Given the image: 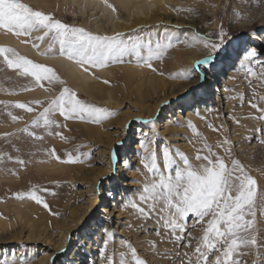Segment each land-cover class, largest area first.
Masks as SVG:
<instances>
[{
    "label": "rangeland",
    "instance_id": "obj_1",
    "mask_svg": "<svg viewBox=\"0 0 264 264\" xmlns=\"http://www.w3.org/2000/svg\"><path fill=\"white\" fill-rule=\"evenodd\" d=\"M21 2L24 3L22 0ZM60 3L56 0L52 1L50 6L24 4L30 6L34 11L51 15L69 27L83 28L97 35L110 36L122 33L105 34L94 31L88 27L91 20L104 22V18L93 14L88 15L87 21L84 22V17L77 15V9H67L65 4L66 7L60 8ZM110 5L115 9V16L127 19L128 15L122 8L113 2H110ZM160 16L162 18L168 16V22H160L157 25L139 24L135 29L140 31L123 32L125 40L139 36L143 42L152 40L153 47L155 42L168 43L169 37L171 38V46L163 51L160 58L148 61L153 65L155 71L148 68L143 62V57L147 55L143 45L140 49V57L129 53L117 62H109L104 67L88 66V71H84L79 65L83 73L86 72L93 76V82H99L104 87V90L95 98L76 88L64 75L63 70L48 61L47 56L60 54L58 42L50 46L47 37L36 40L37 36L42 35L36 30H32L30 35L18 36L14 32L0 28V46L11 48L20 57L52 68L59 78L58 82L51 85L47 81H41L43 85L41 87L35 83L34 78L20 76L14 70L8 69L3 63V57H0V101L12 102L7 108L4 104H0V154H2L0 156V220L4 222L2 225L0 224V260H7L9 264H21V261L23 264H43L47 255L44 245L54 246L53 241L63 234L60 230L61 227L76 223L78 218L85 213L78 227L83 231L89 230L87 227L91 223L90 220H95L101 213L107 218L106 216L109 215H105L102 209L106 205L102 204L99 198L96 199L100 201L99 203L91 205L92 199L100 194V186L107 190L106 177L99 178V181L88 193L80 191L82 186H89L92 183L95 173L98 172L95 168H99L101 164L113 159L116 149L126 144V141L130 145L127 156H131V161L122 159L123 175L112 181V189L118 190L123 198L124 207L119 217H115L118 212H114L108 217L110 221L103 220V223H107L103 225V228H100L99 232L90 230V233H93L95 237V241L91 242L92 247L89 255L90 258L94 257L93 264H106L101 253L105 239L108 240L105 251L108 255L113 256V264H119L121 258L134 264L131 258V248H135L137 255L145 260L146 264H181L183 253L192 251L191 248L184 246L189 239L188 233L197 239L202 235L201 226L195 224V219L190 214L184 221L186 225L185 240L173 242L169 238H164V229L158 228L155 218L143 219L131 207V202L139 203L135 198L142 191L144 176L149 175L140 163L144 152L140 148L139 141L147 139L150 142L149 147L155 150L157 164L161 171H165L162 156L164 149L170 150L178 164L182 165V160L186 157L195 166L199 163L195 159L196 153L198 150H203V145L206 143L229 166H231V160L235 159L255 180L257 174L264 175V119L260 118L264 116V113L259 111L264 108V101L259 99V96L264 95V88L259 86V81L254 76L247 74L249 67L258 74L261 67L260 62H264V58L258 60L259 57L256 56L253 60H244V67L238 66L240 74L233 77L232 84H228L225 80L227 70L224 63L231 56V66H235L242 58L239 53L243 52L247 42L254 40L257 44L261 41V33L264 31V0H247L246 3H242L241 0H165L164 13ZM104 24L105 26L110 25L107 22ZM221 29L226 33V38L222 48L219 51H214L211 65L196 66V70H202L209 78L210 90L213 89L215 83L217 84L214 94L218 100L214 102L208 98L204 102L206 111L198 113L200 119L198 122L181 114L186 111L189 104L193 105L199 97L198 94L193 95V92L198 89L197 87L190 88L189 94H192V97L187 105L185 95L168 100L167 104L161 103L162 100L158 99L157 94L150 91L147 84L136 88V83L140 81L141 77L137 74H130L123 68V66L136 65L140 68L143 67V75H146V78L152 74H158L170 80L178 79V76L187 69L184 63L188 56L186 53L189 52L188 49L193 48L205 56L209 51H212L205 48L202 43L192 41L191 37L199 34L206 36L209 40L220 42L218 34ZM5 37L31 45L34 53L20 52L2 41ZM33 44H36L37 47H33ZM201 82L202 78L200 77ZM63 87L75 91L77 97L82 101L104 109L105 118L95 121L85 115L83 118L77 116L65 119L60 116L59 112H55L51 114V118L57 122L56 124L47 129L44 127L30 129L35 131L37 136L32 137L19 132V129L30 124L31 120L47 106L48 100L55 98ZM222 88L225 89L223 92ZM43 90L45 91L44 95L41 94ZM254 92L256 93L255 99ZM108 93L113 98L112 104L102 98V96H108ZM184 100L185 102L178 104L179 101ZM17 101L22 103L40 101L41 103L30 105L36 111L28 112L25 109L12 106ZM249 101L255 102L257 108H251ZM158 103L159 109L162 108L161 118L158 119L157 116L160 113L159 110L152 117L146 120L142 119L143 116L139 114L141 107L154 108ZM169 104L172 116L179 112L180 108L181 119L186 127H181L180 130L175 129L173 132L163 129L162 125L170 111ZM9 111L18 119L13 121L8 116ZM145 121H151V123H145ZM140 122L143 125L140 127L143 131L136 139L137 137L132 135V126ZM125 123H127L126 126H124ZM254 130H257L258 133L255 134ZM5 134L13 135L6 136ZM107 134H111L110 138L105 137ZM100 136L101 138H99ZM111 139L116 140L111 141ZM225 139L229 143L218 147L223 144ZM137 144L138 147L135 148ZM225 148L230 152H226ZM53 149L55 156L51 154ZM177 153L182 155H176ZM202 154H206V150H203ZM250 159L256 160L252 163ZM18 160H23L24 163L20 164ZM60 165H80L81 172L75 175L76 178H72V180L65 177L62 170L60 171ZM174 171L173 167L165 174H174ZM45 189L47 191H44ZM32 190H39L38 194L49 205L48 209L35 203L27 196L17 198L14 195ZM257 191L264 194V181H257ZM15 201L21 204L28 202L29 206L36 207L37 210L30 213L31 218L34 221L45 220L47 222L49 242L43 243L42 236L33 238L29 236L30 228L23 225V220L19 221L14 215L12 206ZM257 219L260 222L259 226L264 228V217L260 216L259 210H257ZM105 229L111 235H108L104 231ZM75 231V229L70 230L66 235L68 243L66 251L69 255L72 253V250L69 252L70 247L76 243L72 240ZM257 235L260 255L257 256L255 253L249 255L247 249H242L245 254L238 257L242 264H253V260L264 259V231L258 232ZM192 243L195 244V239L192 240ZM128 245H131V248ZM61 254L60 251L54 255L51 254L48 264H56ZM89 256L88 253L85 254L80 261L81 264H87ZM12 257H15V260ZM213 258L214 255L210 257V259ZM69 260L67 258L66 262Z\"/></svg>",
    "mask_w": 264,
    "mask_h": 264
},
{
    "label": "snow or ice",
    "instance_id": "obj_2",
    "mask_svg": "<svg viewBox=\"0 0 264 264\" xmlns=\"http://www.w3.org/2000/svg\"><path fill=\"white\" fill-rule=\"evenodd\" d=\"M241 2L246 3L247 0H241ZM108 7H112V5L109 4ZM237 15L239 16L240 13L238 12ZM0 28L14 32L18 36L30 35L32 30L41 32L42 35L37 36L36 40L47 37L50 46L58 42L60 54L75 61L84 71H88V66L104 67L109 62H117L129 53L140 57L142 45L147 51L143 62L148 68L155 71L153 65L148 61L159 59L163 51L171 46L170 37L168 43L157 41L153 47L152 40L143 42L139 36L125 40L123 33H115L110 36L97 35L83 28L69 27L49 14L34 11L21 0H0ZM132 31L140 30L133 29ZM225 38L226 33L222 29L218 34L220 42L209 40L203 35H193L192 41L200 42L205 48L212 50L203 59L197 60L195 65L210 66L214 59V51H219L222 48ZM33 47H37V45L33 44ZM254 55V51H247L244 59H249ZM0 57H3V63L8 69L14 70L20 76L34 78L35 83L41 87L43 86L41 81H47L50 85L59 81L52 68L20 57L11 48L0 46ZM260 64L258 74L250 67L247 69V74L254 76L259 81V86L264 88V62H260ZM238 66L244 67L243 59ZM186 78L190 79L191 76L188 75ZM253 96L255 99V92ZM259 99L264 101V95L259 96ZM10 103L12 102L0 101V104H4L6 108ZM39 103L41 102L22 103L17 101L12 106L25 109L28 112H35V108L30 105ZM163 103L167 104L168 102ZM249 104L251 108H257L255 102L249 101ZM259 111L264 113V108ZM55 112H59L60 116L65 119L77 116L83 118L85 115L95 121L105 118L104 109L82 101L77 97L75 91L63 87L55 98L48 100L47 106L31 120L29 125L18 131L26 133L28 136H37V133L30 129L40 127L47 129L56 124L57 122L51 118V114ZM8 116L13 121L18 119L10 111ZM260 118L264 119V116ZM145 123H151V121H145ZM228 143L229 141L225 139L223 144L218 147H223ZM139 144L144 152L140 163L149 175L144 176L142 191L135 198L139 203L131 202V207L143 219L155 218L158 228L164 229V238H169L173 242L185 240L186 225L184 221L190 214L195 219V224L201 226L202 235L198 239L188 233L189 239L184 246L191 248L192 251L183 253L181 264H242L238 259L239 256L245 254L242 249H247L249 255L253 253L257 256L260 255L257 234L264 231V228L259 226L257 210H259L260 216L264 217V194L258 193L257 181L245 172L237 160H231V166H229L222 157L212 151L211 146L205 143L203 150H206V154H202L203 150L197 151L195 159L199 163L195 166L186 157L183 158L182 165L178 164L170 150L164 149L162 156L165 171H161L157 164V154L154 149L149 147L150 142L145 139L139 141ZM225 151L230 152L227 148ZM51 154L55 156L54 149ZM176 155L182 154L177 153ZM113 161H117L115 154H113ZM18 163L23 164L24 161L18 160ZM173 167L175 168L174 174H165ZM38 192L39 190H32L14 195L17 198L27 196L35 203L48 209L49 205ZM104 231L111 235L108 230ZM157 234H160L159 231ZM193 239H195V244L192 243ZM107 245L108 240L105 239L101 253L106 264H113V256L108 255L105 251ZM128 246L131 248V245ZM177 255L180 254L177 253ZM212 255L214 258L210 259ZM131 258L134 264H146L145 260L137 255L135 248H131ZM12 259L15 260V257ZM0 264H9V262L0 260ZM119 264H130V262L121 258ZM253 264H264V259L253 260Z\"/></svg>",
    "mask_w": 264,
    "mask_h": 264
},
{
    "label": "bare ground",
    "instance_id": "obj_3",
    "mask_svg": "<svg viewBox=\"0 0 264 264\" xmlns=\"http://www.w3.org/2000/svg\"><path fill=\"white\" fill-rule=\"evenodd\" d=\"M24 3L29 5H37V6H50L49 4L52 1L56 0H22ZM60 5L59 7L62 8L65 5H67V9L73 10V8L78 11V16L84 17L83 21L86 22L88 15H99V17L104 18V22L109 23L110 25L105 26L104 22L91 20L90 25L88 27L90 29H93L94 31H99L105 34L114 33V32H129L135 29L139 26V24L142 25H149V24H156L160 22H168L169 17L162 16L164 13V1L165 0H57ZM110 2H113L116 6L119 8H122L128 15L127 19H122L117 16L114 13V10L112 7H108ZM65 4V5H64ZM66 7V6H65ZM50 8V7H49ZM159 11H161L159 13ZM160 14V15H159ZM165 15V14H164ZM261 41L256 44V41L252 40L251 42H247L245 44V49L242 53H239L241 55V59L238 63L235 64V66H231V56L228 57V59L225 60V66H226V81L228 84H232L233 77L235 75L240 74V68L238 67V64L240 61L248 60L244 59L247 51H254L255 55L249 58L250 60H253L258 58V60L264 58V31L261 33ZM5 43L9 44L10 46L14 47L15 49L19 50L22 53L31 54L34 53V49L31 47V45L24 44L16 39H9L8 37H5L4 40ZM189 52H186L188 54L185 61V67L187 68L186 71L178 76V79L170 80L169 78H164L162 75L158 74H152L150 77L146 78V75H143V67H137L136 65L132 66H123V68L126 69L130 74H137L141 77L140 81L136 83L137 87L141 86L142 84H147V87H149L150 91H152L153 94H157L158 99L162 100L161 103L180 97L182 95L186 96V105L189 104L188 101L191 99L192 94L190 93V88L197 87L198 89L193 92V95L195 96L198 94V98L194 101L193 105L189 104V107H187L186 111H184L181 114H184L186 118H192L195 120V122H198L200 119L198 118V113L205 112L206 109L204 108V102L208 100V98L211 100H214V102H217V96L215 91L217 90V84L215 83L213 86V89L210 90V83L208 82V77L206 74L202 72V70H196L195 62L197 60L203 59L205 55H203L200 52H197L193 48L188 49ZM259 54V55H257ZM48 61L55 66H57L60 70L64 71V75L71 81V83L78 89H80L82 92L88 94L91 97H97L99 96V93L104 90V87L99 82H93V76L90 74H87L86 72L83 73L80 66L72 61L67 59L65 56H62L61 54L56 53L54 56H47ZM238 57V56H237ZM261 57V58H260ZM46 61V60H45ZM133 64V63H132ZM129 65V64H128ZM195 65V66H194ZM194 68V70H193ZM145 74V73H144ZM188 75L191 76V78H186ZM200 77L202 78V82L200 83ZM240 84V82H238ZM225 89L222 88V92ZM41 91V90H40ZM148 91V90H146ZM219 91V89H218ZM44 92V93H43ZM41 94H45V91L43 90ZM214 94V95H213ZM46 96V95H45ZM102 98L107 101L109 104H112L111 101H113V98L111 97L110 93H108V96H102ZM101 98V99H102ZM184 101H179L178 104H182ZM213 102V101H212ZM227 104V102H225ZM210 105V104H208ZM159 103L155 105V107H141L139 114H141L143 117L142 119L146 120L147 118L152 117L156 113V111H159L160 113L157 114L158 119L161 118L162 115V108L159 109ZM170 107L169 114H167V118L165 119V122L163 123V129L173 132V130L177 129L180 130L181 127H186L183 125V119H181L180 115V108L179 112L174 113L172 116V109L170 104L168 105ZM139 116V115H138ZM247 122V121H246ZM127 123H125L124 126H126ZM251 122L249 123L250 126ZM253 124V123H252ZM248 125V124H247ZM142 123H138L137 125L132 126V130L135 138L138 139V135H140L141 131H143L142 128H140ZM234 129H236L234 127ZM255 134H257V130H254ZM99 135H102L99 133ZM131 135V136H132ZM238 135V134H236ZM111 134L105 135V137L110 138ZM236 138V136H234ZM101 138V136L99 137ZM118 141V138H116ZM111 139V141L116 140ZM122 140V139H121ZM127 140V139H126ZM129 143L126 141V144H124L122 147L116 149V157L117 161L114 162L113 159H109L105 164H101V167H96L95 170L98 172L95 173V177L92 179V183L89 184V186H82V190L80 192L82 193H88L91 191L93 186L96 184L97 181H99V178L106 177V188H102L100 186V194L95 196L92 199V206H94L96 203H99L101 201L102 204H105V208H102L104 210L103 213L105 215H109L118 212L115 217H119L120 212L123 205V198H121L120 193H118L117 189H112V181L116 179V177L123 175V168L121 165L122 159L124 160H130L131 156H127L129 154ZM138 147V144L135 145V148ZM262 151V150H261ZM251 153V152H250ZM261 153V152H260ZM249 154V153H247ZM246 154V155H247ZM127 156V157H126ZM124 157V158H122ZM250 157V156H249ZM258 157V156H257ZM256 159H250V161L253 163ZM131 161V160H130ZM259 161V160H258ZM256 162V161H255ZM259 165V163L257 162ZM252 165V164H251ZM255 165V164H254ZM60 171L62 170V173L65 175V177L74 179L76 178L75 175L81 172V166L80 165H60ZM127 169V168H126ZM72 179V180H73ZM79 179V178H78ZM256 180L258 182L264 181V175L257 174ZM118 193V194H116ZM96 194V193H95ZM99 198L100 201L96 200ZM24 202V201H23ZM28 203V202H27ZM27 203L21 204L19 202H16L12 206V210L14 212V215L19 219V221L23 220V225H27V227L30 228L29 236L31 238L33 237H40L42 236L43 243L49 242L50 237L47 236V222L44 221H34L31 218L30 213L34 210H37L36 207L29 206ZM109 207V209H108ZM86 214V213H85ZM85 214H83L81 217L78 218V221L76 223H73L68 226L61 227V233H63L61 236H59L58 239L53 241V247H48L47 244H45V253L46 260L43 262V264L49 263V258L52 255H54L56 252L60 251L62 254L57 259L56 264H81L80 261L84 258L85 254L88 253V256L90 255V249L93 241H95V237L93 236V233H90V230L99 232L103 228V225H105L103 220L110 221L108 218L109 216L104 217V215H99V217L95 218V220H90V225L87 227L88 229H85L84 231L79 229L80 221L84 218ZM114 216V215H113ZM132 217V215H131ZM108 219V220H107ZM135 219V218H134ZM99 220V221H98ZM4 222L3 220H0V224L2 225ZM60 227V226H59ZM76 230L73 234L72 240L76 243L73 244L72 247H70V251L72 250V253L69 255L67 250V240L66 235L70 230ZM47 246V247H46ZM68 255V256H67ZM69 258V262H66V259ZM90 258V256H89ZM96 259V258H95ZM94 260V257H91L87 264H91ZM91 262V263H90ZM93 264V263H92Z\"/></svg>",
    "mask_w": 264,
    "mask_h": 264
}]
</instances>
